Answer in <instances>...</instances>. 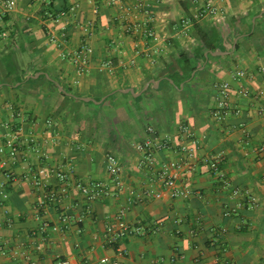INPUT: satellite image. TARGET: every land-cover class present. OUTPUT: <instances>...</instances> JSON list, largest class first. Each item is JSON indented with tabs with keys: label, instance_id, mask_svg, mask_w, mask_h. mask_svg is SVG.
Here are the masks:
<instances>
[{
	"label": "crops",
	"instance_id": "1",
	"mask_svg": "<svg viewBox=\"0 0 264 264\" xmlns=\"http://www.w3.org/2000/svg\"><path fill=\"white\" fill-rule=\"evenodd\" d=\"M207 3L214 16L200 13ZM134 4L16 0L0 19V78L4 61L12 73L0 84V264H264V117L254 96L264 79V0H143L141 12ZM133 23L152 26L158 40L128 34ZM196 26L216 34V50H204ZM82 43L88 71L77 74L67 55ZM180 53L195 68L184 80ZM237 69L249 76L235 80ZM222 82L239 115L216 121ZM5 125L20 130L14 156ZM148 128L160 142L151 166ZM107 154L121 166V187L90 201L76 184L109 183ZM168 162L181 165L177 188L189 197H169L159 177ZM39 169L59 198L43 209L46 188L30 181ZM58 170L66 186L52 177ZM121 209L132 233L112 241L105 228ZM44 222L59 229L43 234Z\"/></svg>",
	"mask_w": 264,
	"mask_h": 264
},
{
	"label": "built area",
	"instance_id": "2",
	"mask_svg": "<svg viewBox=\"0 0 264 264\" xmlns=\"http://www.w3.org/2000/svg\"><path fill=\"white\" fill-rule=\"evenodd\" d=\"M117 0H111L112 4H115ZM16 0H0V19H2L6 13L10 12L15 7ZM134 9L135 11L141 12L144 10V4L143 0H134ZM97 10H94V13H96ZM202 15H210L214 16L217 13V10L211 3H207L200 11ZM61 17H67V12L63 11L60 13ZM154 20V18H149V23H151ZM184 22V21H183ZM130 25V24H129ZM88 26L90 24L88 23ZM62 30H65V27L62 28ZM126 32L130 35H137L138 33H142L144 37L149 39L150 41L156 42L158 40L157 34L154 31L152 26H149L148 24H145V26H141L139 23H133L131 26L126 27ZM5 37V34L0 35V42L2 38ZM50 42L52 44L57 45L58 47L61 45L58 43L56 37L54 34H50ZM90 53V48L88 44L82 43L79 48L73 51V53H70L67 55L69 60L74 65L77 74H84L88 71V55ZM152 62H154L152 60ZM131 65L134 64L133 61L130 62ZM106 67H109V62H105L103 64ZM247 75L243 70L237 69L232 77L235 80L244 79ZM215 90L217 91V107L212 112V118L216 121H221L225 119L228 115H239L238 110H232L230 109V105L228 103V97L230 93L229 84L227 82H222L220 84L214 85ZM240 95H247L248 91L246 89L241 88L239 90ZM255 98L257 100H261L263 105L260 107V114L264 117V79H263V87L259 89L257 93L254 94ZM19 116V115H18ZM4 128L7 130V138L5 141V149L8 150L10 156H14L17 154V152L22 147L21 143L19 142V136H20V130L13 129L10 125H5ZM147 132V139L143 143V149L146 153L145 159L149 166L153 165V154L156 150L160 148V142L158 140V137L156 135V132L152 128H148L146 130ZM191 148L189 149L190 155H193L194 150L198 147V140H192L191 141ZM4 148L0 149V152H3ZM260 151L264 152V145L260 148ZM220 160V156L211 160L209 163V167L213 170H217L218 162ZM181 169V165L176 162H168L163 164L159 169V177L162 181L163 186L169 193L170 198L175 197H189L192 192L188 188H177V177H178V171ZM105 172L109 177V183H87V184H80L77 183V191L81 195L85 196L90 201H95L98 198L106 197L109 195H112V192L110 190V186L115 187L116 189L121 187V180H120V173H121V166L116 159V157L112 154H107L105 156ZM52 177H54L56 184L59 186H66L68 184V178L66 177L65 173L63 171H55L52 172ZM48 171L45 169H39L37 172H33L30 174V181L31 184L35 188L44 187L46 188L45 194L43 197V200L40 202L38 209H43L46 206L47 202H57L59 200L56 190L53 187H49L47 185L43 184V179L48 177ZM232 195H237L238 192L233 190ZM153 195V193L150 191V193ZM124 210L121 209L113 223H108L106 225V233L108 236L111 237L112 241H117L118 239H121L124 236H128L132 233V230H130L129 226L124 221ZM66 220H69L66 216H61L60 221L62 223L66 222ZM59 229V226L56 225H50L47 222L42 223L41 232L44 234L48 230H57ZM176 258L174 257L172 259V263L175 264ZM107 260L102 259L101 263H105ZM55 264H69L68 261H58Z\"/></svg>",
	"mask_w": 264,
	"mask_h": 264
},
{
	"label": "trees",
	"instance_id": "3",
	"mask_svg": "<svg viewBox=\"0 0 264 264\" xmlns=\"http://www.w3.org/2000/svg\"><path fill=\"white\" fill-rule=\"evenodd\" d=\"M196 33H197L200 43L204 46V50L210 51V52H213L214 50H216L218 46L217 44L214 43L216 34L212 30H209L207 27H204V26H201V27L196 26ZM177 66L180 69V72L182 73L181 80L188 78L189 74L195 70V68L191 67L188 58L183 53H180L178 55ZM1 67H2V77L0 78V84H9V81H10L9 76L12 73L8 70L5 61L3 62V65H1ZM175 84L176 82L174 79L173 85Z\"/></svg>",
	"mask_w": 264,
	"mask_h": 264
}]
</instances>
